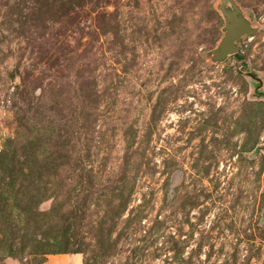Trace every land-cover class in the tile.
<instances>
[{"label":"rangeland","instance_id":"rangeland-1","mask_svg":"<svg viewBox=\"0 0 264 264\" xmlns=\"http://www.w3.org/2000/svg\"><path fill=\"white\" fill-rule=\"evenodd\" d=\"M0 264H264V0H0Z\"/></svg>","mask_w":264,"mask_h":264},{"label":"water","instance_id":"water-1","mask_svg":"<svg viewBox=\"0 0 264 264\" xmlns=\"http://www.w3.org/2000/svg\"><path fill=\"white\" fill-rule=\"evenodd\" d=\"M227 50H228V48L222 47V53L221 54L225 53Z\"/></svg>","mask_w":264,"mask_h":264}]
</instances>
